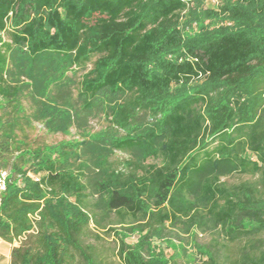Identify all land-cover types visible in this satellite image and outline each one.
Segmentation results:
<instances>
[{
	"label": "trees",
	"instance_id": "16d2710c",
	"mask_svg": "<svg viewBox=\"0 0 264 264\" xmlns=\"http://www.w3.org/2000/svg\"><path fill=\"white\" fill-rule=\"evenodd\" d=\"M0 170L10 264H264V0H0Z\"/></svg>",
	"mask_w": 264,
	"mask_h": 264
},
{
	"label": "rangeland",
	"instance_id": "374dc122",
	"mask_svg": "<svg viewBox=\"0 0 264 264\" xmlns=\"http://www.w3.org/2000/svg\"><path fill=\"white\" fill-rule=\"evenodd\" d=\"M211 3L213 4L212 1H209V4H211ZM102 124H104L103 120L102 121L97 120V121H94L92 123V126L96 131L101 127ZM71 133H72V136H68V137L63 136L61 134L50 135V134H47L45 131H43V128L41 126H38L36 134H37V136L44 138L48 143H56V142L62 141L64 139L69 140L72 137L77 136L75 130H72ZM111 240H113V238H110V241ZM11 248H12L11 245L5 243L4 241H2L0 239V264H9L8 256L10 254ZM167 253L171 254V251H168Z\"/></svg>",
	"mask_w": 264,
	"mask_h": 264
},
{
	"label": "built area",
	"instance_id": "2783aa9c",
	"mask_svg": "<svg viewBox=\"0 0 264 264\" xmlns=\"http://www.w3.org/2000/svg\"><path fill=\"white\" fill-rule=\"evenodd\" d=\"M34 180L38 181L39 178L34 177ZM8 187V172L4 170H0V207L2 206L3 196L7 191Z\"/></svg>",
	"mask_w": 264,
	"mask_h": 264
},
{
	"label": "crops",
	"instance_id": "0c3cea01",
	"mask_svg": "<svg viewBox=\"0 0 264 264\" xmlns=\"http://www.w3.org/2000/svg\"><path fill=\"white\" fill-rule=\"evenodd\" d=\"M8 261H9V264H10V254H9V256H8Z\"/></svg>",
	"mask_w": 264,
	"mask_h": 264
}]
</instances>
